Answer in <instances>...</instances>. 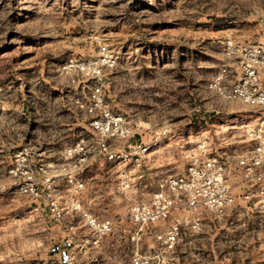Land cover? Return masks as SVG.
<instances>
[{
  "label": "rangeland",
  "instance_id": "1",
  "mask_svg": "<svg viewBox=\"0 0 264 264\" xmlns=\"http://www.w3.org/2000/svg\"><path fill=\"white\" fill-rule=\"evenodd\" d=\"M231 39L264 43V0H0V190L14 197L13 210L0 211V264H132L131 206L206 149L231 163L230 182L240 192L234 156L257 115L214 85L224 66L227 83L240 73ZM102 46L115 55L103 66L106 102L135 125L121 144L139 139L149 149L145 177L126 190L118 168L96 156L79 201L99 221L114 220L115 230L98 237L80 212L55 220L46 205L20 194L22 176L10 170L26 148L36 160H60L82 138L98 137L78 103L88 101L96 79L74 63L101 58ZM160 247L152 235L140 244L154 253ZM154 264H264V213L245 202L208 213Z\"/></svg>",
  "mask_w": 264,
  "mask_h": 264
},
{
  "label": "built area",
  "instance_id": "2",
  "mask_svg": "<svg viewBox=\"0 0 264 264\" xmlns=\"http://www.w3.org/2000/svg\"><path fill=\"white\" fill-rule=\"evenodd\" d=\"M227 43L236 55L239 78L227 83L229 72L224 66L214 85L223 98L249 106L257 115L256 123L245 128V149L234 156L240 192L230 182L231 163L218 149H206L203 156L193 157L184 172L162 179L149 200L138 198L131 206L128 217L134 225L132 240L137 245L132 264H154L163 251L173 253L182 240L184 228L199 229L208 213L223 214L241 202L264 213V43H236L232 39ZM101 49V58L74 63L89 80L96 79L88 101L78 103L90 116L91 129L98 137L82 138L66 148L60 160H36L26 148L18 155L15 169L10 170L22 176L18 184L20 194L46 205L55 220H62L67 213L80 212L98 237L113 232L115 225L110 218L99 221L82 209L79 196L87 185L82 176L84 167L93 156L105 158L118 166L119 186L126 190L133 181L145 177L143 155L149 149L143 141L124 144L130 153L119 147L123 140L135 135V125L106 102L103 66H112L115 55L107 46ZM171 220L169 225L155 228L158 223ZM147 235L161 244L162 252L140 248Z\"/></svg>",
  "mask_w": 264,
  "mask_h": 264
},
{
  "label": "crops",
  "instance_id": "3",
  "mask_svg": "<svg viewBox=\"0 0 264 264\" xmlns=\"http://www.w3.org/2000/svg\"><path fill=\"white\" fill-rule=\"evenodd\" d=\"M182 73H183V71H182ZM237 78H239V75H238ZM138 141H139V139H132L131 142L134 143V142H138ZM119 147H121V148L122 147H125L126 148L127 146L124 145V144L123 145L120 144ZM5 149H6V152H7V144H5ZM98 162H100V160L96 159V156H93V157L90 158L89 162L87 163L86 166L88 168H90V169L83 176L85 178V180L87 181V184H88L89 180L91 179V175H90V173L92 172V171H90L91 170V167L93 165L98 164ZM107 163H109L111 166H113V164L111 162L107 161ZM113 167L116 168L118 166H113ZM13 207H14V197H13V193L11 191H9V190H0V211L3 210L2 208H4L5 212H7L8 210L9 211H12L13 210ZM91 241L94 242L95 239H91ZM99 242H100V239H99V241L97 243H99ZM97 243H95V244H97ZM55 256H57V260L59 262L62 263V262L65 261V257L63 256V258H62L60 253L56 254ZM67 261L68 260H66L65 262H67Z\"/></svg>",
  "mask_w": 264,
  "mask_h": 264
}]
</instances>
